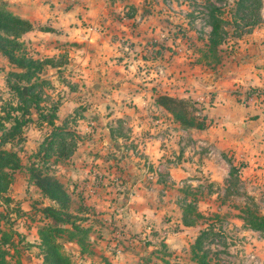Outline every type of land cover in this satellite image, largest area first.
Listing matches in <instances>:
<instances>
[{"label":"rangeland","instance_id":"rangeland-1","mask_svg":"<svg viewBox=\"0 0 264 264\" xmlns=\"http://www.w3.org/2000/svg\"><path fill=\"white\" fill-rule=\"evenodd\" d=\"M263 1L261 0L256 22L248 24L252 20L251 15H245L241 19L239 16L242 12L235 9V0H41L45 8H48L49 17L58 20L61 25L59 29L53 28L48 35L35 32L34 35L28 33L21 36L31 56H51L55 64L46 66L42 74L46 82L41 84L40 107L44 110L50 104H55L57 120L76 132L75 142L78 143L75 146H80L91 138L90 133L96 132L97 127L110 128L113 118L110 121L105 118L107 107L101 102L99 104L97 97L110 91L112 83H125L127 88H136L134 85L152 84L154 87L161 81L165 84H173L175 81L179 84L176 86L181 87L188 77L207 76V70L214 76L224 70L225 66H230L232 54L239 46L237 38L246 36L253 27L264 21L261 16ZM210 3L221 8L220 16L225 20L223 26L226 30L223 41L217 45L214 53L207 46L209 26L206 24V17ZM0 4L6 7L10 5L5 0H0ZM44 25L46 24L37 23L34 27L38 29ZM57 32L59 37L55 36ZM65 36L92 38L88 40ZM10 68L11 64L1 56L0 105L6 100L14 101L11 90L4 82V76ZM194 100L198 101V106L202 103L203 107L197 110L198 114H202L203 101ZM150 110V113L162 118L156 135L173 131V147L171 145L166 148L170 152L165 156V163L180 161L184 154H188L189 150L180 146L195 148V143L201 147V144L189 141L191 137L181 130L182 126L171 115L153 107ZM37 112L36 109H31V119L23 125L18 139L14 137L4 143V147L17 152L23 164L13 172L6 196L3 197L7 200L0 197V228L8 232L9 240H12L9 244L6 243L7 257L11 261L18 260L20 264H43L37 235V227L43 220L38 210L48 199L29 180L24 167L31 160L39 161L34 156L35 151L50 130L47 123L38 122ZM98 116L103 117L102 122L96 120ZM126 124L127 122H116L113 133L121 137L130 136L126 132L134 123ZM150 135L155 134L150 132ZM114 139L115 145L109 142V148H99L102 153L95 150L101 157V169L89 170L90 176L96 177L94 185L87 186L85 180L88 177L84 173H78L75 165H69L76 163L85 166L90 163L97 167L99 164L93 163V158L87 156L86 160V157L79 155L74 161L71 160L72 157L75 158V153L72 152V155L60 161H52L53 155L46 160L49 170L60 179L70 194L69 210L83 216L82 224L90 227L88 235L91 237L82 252L74 241L69 242L64 235L57 237L72 264H83V260L91 259L109 264L101 253L93 250L96 247L94 229L104 226L105 229L112 230L118 226L115 220L97 216L104 212L99 209L103 204L87 203V199L96 191L108 190V180L113 181L116 186L113 191L115 196L119 197L121 194L116 199L117 202L121 204L126 198H132L129 205L134 211L133 218L142 219L141 224L135 223L137 226L134 231L114 235L115 244L125 245L124 242H128L123 247L127 254V264H168L174 261L196 264L190 258V242L202 228H208L201 248L206 251L211 264H264V259L259 260L258 255H252L251 252L255 247L252 243L254 240H258L264 249V233L249 231L240 218L244 206L264 214V193L260 190L248 193L238 175V169L229 174L228 165L231 161L226 154L223 157L228 165H218V179L209 180V174L205 176L201 171L200 166L204 160L199 154L201 149L197 147L199 157L195 167L200 181L192 182L187 178L196 176V172L172 179L164 166L158 171L143 159L142 153L137 154L139 148L134 151L137 143L133 139ZM74 149L76 150L75 147ZM187 157L190 159V156ZM107 159L109 163L106 162ZM234 165L238 167L241 163L237 161ZM222 168L227 170V174ZM154 177L160 179L158 185L153 184ZM137 181L139 184L132 190V185ZM88 189L92 191L89 192ZM111 199L115 201V197ZM188 200L195 204L202 215L187 231H183L178 224L181 207ZM102 238L109 240L104 235Z\"/></svg>","mask_w":264,"mask_h":264},{"label":"crops","instance_id":"crops-1","mask_svg":"<svg viewBox=\"0 0 264 264\" xmlns=\"http://www.w3.org/2000/svg\"><path fill=\"white\" fill-rule=\"evenodd\" d=\"M5 1L10 4L7 8L12 12L33 21V27L21 36L28 35V33L34 35L35 32L45 35L50 34L51 31L35 29L34 26L37 23L46 24L52 28H58L61 25V22L59 24L58 20L49 17L47 13L48 8H45V4L41 0ZM262 4L261 16L263 18L264 1ZM63 12H65L64 9ZM245 35L237 38L239 46L232 54L233 59L230 66H225L224 70L217 72L214 76L207 70V76L188 77L181 87L176 86L179 84L175 81H173V84H165L161 81L159 85L156 84L154 87L152 84H145V86L134 85L136 88H127V84L125 83H112L109 86L110 91L97 97V102L99 104L101 102L105 108L107 107L105 118L109 119V121L113 118V121H110L112 124H109L110 128L103 126L97 129V127L96 132L90 133L91 138L88 141H84L80 146H75L76 150L74 149L72 153H75V158H71V160L75 161L80 155L82 158L86 157L87 160V156H89L90 159L93 158V163L98 162L99 165L97 167L91 166L90 163L85 166L77 165L76 163L69 165H75L78 173H84L88 177V180H85L88 183L87 186H90V184L94 185L96 177H91L89 170L90 168L96 171L101 169L99 162L101 157L95 153V150L98 153H102L99 148H109V142L115 145L116 141L114 137L118 140L127 137V139L131 138L134 143H137L134 151L139 148L137 154L142 153L143 159L148 164L150 163L153 168L160 171L164 166L167 170V175L172 179H178L180 176L186 177L185 173L192 175L193 172H196V176L192 175L187 178L188 181L193 182L200 181L198 177L199 173L195 167L198 165L195 163L199 157L196 150L198 147L201 149L199 152L201 159L204 160L200 168L205 176H207V173L209 174V180L218 179L216 173L218 165H228V162L223 157V154H226L231 164H235L237 161L241 163V165H238V175L247 192L253 194L255 190H260L264 193V21H261V24L253 27ZM55 36L59 37V32L55 33ZM65 37L75 39L87 38L88 40L92 38V36ZM157 93H167L202 100L204 103L202 111L207 116V120H209V124L202 129L180 126L181 130L191 137L189 141H195L201 144V147L195 143H193L195 148L180 146L181 148H187L189 152L187 155L184 154L180 161H175L174 163L173 161L169 163L164 162L165 156L170 152L166 148H169L171 145L173 147V131L156 135L157 131L160 130L159 128L157 129V126L162 123V118L157 117L153 112L150 113V108L153 107L154 109L164 111L166 115L170 116L169 112L154 102V96ZM101 119H103L102 116L96 118L97 121L102 122ZM116 122L117 124H125L127 122L126 125L134 123L133 127L128 128L126 132L130 136L121 137L120 135H115L113 132H115L116 128L113 125ZM146 129L153 132L156 136L150 135V132H147ZM77 133L79 132L77 131ZM159 139L164 141V144H161ZM187 156H190V159ZM184 157L186 158L184 159ZM211 157H213L212 160L210 159ZM135 158H138V156ZM106 162L109 163V159ZM221 170L227 174L226 169L223 170L222 168ZM152 179L154 185L160 183L159 178L154 177ZM108 183L107 191L90 193L92 195L87 199V203H91L92 205L103 204L99 209L104 212L97 214V216L115 220L118 228L107 230L104 226H97L94 229L96 233L94 235L96 247L93 250L101 253L109 264H127V254L123 247L127 246L128 242L125 241V245H121L120 243L115 244L116 238L114 235H119V233L127 234L129 231H134L137 226L135 223L141 224L140 221L142 219L134 220L133 218L134 211L131 209V205H129L132 198H126L125 201L123 200L119 204L116 199L121 194H119V197H116V193L113 192L116 188L114 182L108 180ZM136 184H139V182L137 181L132 185V190H135L133 187ZM257 185L260 187L257 188ZM91 191L92 189L89 190V192ZM112 197H115V201L111 199ZM126 207L129 212H127ZM150 207L154 208L153 205H150ZM104 219L101 218V221H104ZM178 225L183 231H187L188 227L192 226L182 224L180 218ZM109 228L112 227L110 226ZM248 230L251 232L255 231L252 229ZM103 235L108 237L109 240L103 239ZM89 237L91 236L89 235ZM252 243L255 244L253 251H251L252 255L257 254L258 259L263 260L264 249L262 248V244L258 240H254ZM103 262L95 259L83 260V264H102Z\"/></svg>","mask_w":264,"mask_h":264},{"label":"trees","instance_id":"trees-1","mask_svg":"<svg viewBox=\"0 0 264 264\" xmlns=\"http://www.w3.org/2000/svg\"><path fill=\"white\" fill-rule=\"evenodd\" d=\"M3 3V2H1ZM4 4V3H3ZM261 0H235V9L245 15H251L248 24H253L258 18V9ZM221 8L210 3L207 9L206 24L209 26L207 41L208 50L215 52L217 45L223 41L226 30L224 18L220 16ZM33 27V21L12 12L5 5L0 4V55L4 56L11 64L4 76L5 85L11 90L14 101L6 100L0 105V197L6 201V192L11 183L13 172L23 166L20 156L11 148L4 147L14 137L17 139L22 133V127L31 119V109H36L38 122L42 121L50 126L34 156L33 160L25 164L29 180L38 188L40 194L48 199L39 208L43 222L37 227L38 247L43 264H72L70 256L63 250L57 239L64 235L68 241H74L79 246V251L85 250L89 239L90 227L82 224L83 216L69 210L71 197L60 179L49 170L47 158L53 155L52 161L67 158L75 147L76 132L69 130L64 122L57 120L55 104H50L47 109L40 107L41 84L46 82L42 77L46 66H54L51 56H31L21 39V35ZM40 30L52 31L49 25L39 26ZM253 89V88H252ZM154 102L170 113L171 117L182 127L205 128L209 124L207 116L198 114L197 100H190L184 96L157 93ZM195 105V106H193ZM6 122H9L7 125ZM238 169L229 162V174ZM240 215L244 225L252 230L264 233V214L252 210L249 206L242 208ZM202 214L195 204L188 200L181 207L180 221L184 225H193ZM208 228H202L190 242V258L196 264H211L206 251L201 248L202 239ZM9 234L0 228V264H20L7 257ZM168 264H185L177 261Z\"/></svg>","mask_w":264,"mask_h":264}]
</instances>
